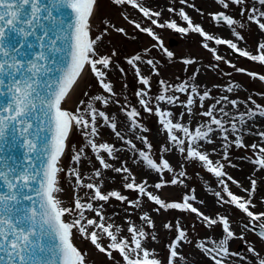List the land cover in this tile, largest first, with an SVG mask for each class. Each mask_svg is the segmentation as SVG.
<instances>
[{
  "label": "snow or ice",
  "instance_id": "1",
  "mask_svg": "<svg viewBox=\"0 0 264 264\" xmlns=\"http://www.w3.org/2000/svg\"><path fill=\"white\" fill-rule=\"evenodd\" d=\"M112 2L115 5H129L137 9L156 28L173 30L182 35L189 32L199 34L205 41L202 47L212 53L216 61L222 60L223 57L218 55L216 49L210 47L208 42L226 45L239 56L264 66V42H258L256 53L253 54L238 47V44L231 39L217 38L209 34L200 25L194 24L183 8L176 11L169 7L167 11L175 12L186 26L178 25L176 20L159 22L161 12L145 7L140 0H112ZM215 2L224 9L229 8L226 0H215ZM180 3L187 4V0H180ZM231 3L242 5L244 0H231ZM96 4L97 0H0V264H86V253H82L73 243L74 229L109 259H114L115 252L122 257L123 264H162L156 257L155 251L144 246V242L149 237L153 241L156 240L154 233L145 231V226L155 227L148 213L140 215L141 226H137L131 220L125 221L128 235H121L125 231L121 226L106 222L111 220V217L104 215L103 206L111 199L121 203L127 202L130 207L138 208L141 198H146L147 201L157 205L158 207L154 208L156 212L160 209H175L195 214L196 218L209 229L220 226L221 238L213 240L209 237L207 240L197 242L195 247L212 264H225V258L240 255L238 252L230 251L229 242L237 238L244 241L242 235L236 236L228 217L211 218L205 215L194 206L193 202H197L194 194L183 195L180 202L166 203L148 189L151 187L159 190L169 184H183L182 178H186V172L181 170L176 174L169 161L163 156V153L175 148L185 160L199 162L208 173L217 178L223 193L228 197L225 199L221 192L217 191L214 193L217 200L221 204L233 205L245 214L248 223L243 225V228L255 232L258 238L264 240V212L255 213L250 210L255 207L251 197L256 191L257 181L252 179L251 188L244 189L248 194L247 199L233 194L224 178L227 177V180L237 187H240L239 183L231 176H227L221 161H213L209 153L201 151V142L213 143L211 136L218 132L225 142L224 160L229 158L227 148L230 144H234L237 148L251 147L255 158H249L250 163L255 166L256 171L264 170V146L257 143L245 145L240 135L242 127L248 121L257 116L264 117V106L255 104V101L249 97L255 109L233 115L225 110L227 104L235 109L239 102L229 100L228 96H221L214 104L209 105L207 110L198 113L207 119L193 129L188 124L180 123L179 120L185 115L192 116L193 106L197 103L196 98L199 107L203 109L204 101L211 99L209 91L201 94L194 84L181 82L173 86L161 81L163 90L155 97L157 105L154 115L158 118L162 130L167 133L168 144L171 147L162 146L161 156L157 161L149 154L152 145L147 138L137 136V139L146 145L148 151L137 150L136 145L126 140L117 130L115 117H110L95 106L99 102L106 108L110 98L115 96L111 83L107 81L106 70H110L111 57L100 56L96 50L103 36L107 34V27L100 35L91 37V18ZM258 4L264 6V0H258ZM188 6L193 7L190 4ZM210 15L217 26H226L231 29L232 35L240 40L243 39L236 32L235 26L244 27V25L239 24L235 18L224 12ZM241 15H244V12H241ZM124 18L128 20L127 16ZM247 20L264 33V11L253 7L247 15ZM128 22L156 42L152 48H157L169 59L173 57L174 54L164 47L163 41L152 27H142L134 20ZM104 24L107 25L108 22L104 21ZM115 31L123 33L124 29L115 28ZM150 51L151 49H145V55ZM137 61H142L140 55L128 59L127 63L135 69L139 83L147 88L150 78L141 74ZM142 62L151 66L153 74H159L152 59ZM182 62L185 65L195 63L192 59H184ZM86 66L90 67L100 88L108 96L98 94L88 101L80 100L75 111L67 110L62 105L74 90ZM230 66L237 72H245L235 65ZM198 72L197 69L193 73L192 80H195ZM53 73H56L55 78ZM247 75L257 78L256 73L248 72ZM258 79L264 82V75H259ZM236 87L239 85L230 84L225 91L231 93ZM169 91L186 93V100L180 101L179 96L167 95ZM84 95L88 96V93L85 92ZM137 96L140 97L139 103L144 110L153 113V109L148 106L150 98L145 99L148 92H137ZM160 102L182 106L186 111L179 113V117L174 122V113L162 109L159 106ZM121 112L126 116L131 130L148 131L138 122L140 113L134 107L122 106ZM98 121H102L100 127L110 128L117 138L135 150L138 160H134V163L142 162L146 169L158 174L159 182L153 185H149L147 180L137 183L135 175L126 166V162L120 167H113L108 160L116 159L115 153L120 150L107 142H96L99 136ZM73 128L82 133L86 143L78 151L73 147L71 160L75 167H71L66 174L75 180L74 191L87 189L90 190L91 195L85 194L88 196L87 202L76 196L74 207H63L59 198V194L63 191L59 177L65 169L61 166V161ZM255 134L264 141V131ZM229 135L234 136L235 139L230 141ZM85 147L91 149L99 164L92 175L86 177L81 175L78 167L84 158ZM108 169L124 174L123 187L138 194L135 201L128 200V197L119 191L103 192V181L84 182L85 179L100 180L102 170ZM165 173H173L172 178L165 180ZM93 202L103 203L99 207H94ZM198 203L202 204L203 201ZM86 212L94 213L95 217L88 218ZM73 215L75 219L70 222L65 220V216ZM164 228L175 232L174 239L167 246L169 251L167 264H176L177 259H184L178 249L182 243H191V241L188 240L187 233L179 220L174 225L164 224ZM102 236L108 241L106 247L100 242ZM209 244L212 246L209 247ZM246 251L255 257V264H264V256H261L253 246L249 244ZM240 259L243 260L245 257ZM249 264L252 262L249 261Z\"/></svg>",
  "mask_w": 264,
  "mask_h": 264
},
{
  "label": "rangeland",
  "instance_id": "2",
  "mask_svg": "<svg viewBox=\"0 0 264 264\" xmlns=\"http://www.w3.org/2000/svg\"><path fill=\"white\" fill-rule=\"evenodd\" d=\"M140 2L153 11L161 12L159 22L163 23L165 20H176L178 25L186 26V23L181 21L175 12L169 13L167 11L169 7L176 11L183 8L190 16L193 23L200 25L209 34L217 38L231 39L233 42L237 43L238 47L241 49L247 50L253 54L256 53L255 42L260 38L258 39V34L255 31L257 26L247 20V15L253 7L264 11V6L259 5L258 0H244L242 5H235L231 3V0H226V2L229 3V8L225 11L228 12L231 17L235 18L239 24L244 25V27H240L239 25L235 26L236 32L243 37L242 40L232 35L231 29L223 25L217 26L215 22L210 19V13L212 11L218 13L224 10L222 6L218 5H213V10H211L210 0H187V4L183 5L180 3V0H140ZM189 4L193 5V7H189ZM241 12H244V15H241ZM125 16L128 17V20H134L140 23L142 27H152L156 34L160 36L164 47L174 54L173 57L169 59L157 48H152V45L156 42L146 33L136 29L133 24H130L128 20L124 18ZM104 21H107L108 24L105 25ZM105 27H107V34L103 36L96 50L100 56L111 57L110 70H106L107 81L111 83L115 96L110 98V102L106 108L100 105L99 102H97L95 106L105 111L110 117H115L117 130L126 140H130L135 144L137 150L148 151L146 145L141 140L137 139V136L146 137L147 141L152 145L149 154L154 160H159L162 146L171 147V145L168 144L167 133L162 130V126L158 123V118L154 115L157 105L155 97L160 95L163 90L160 83L161 81L173 86L181 82H187L191 85V83L194 82V80L191 79L193 73H195L197 69L199 70L196 75L198 80V84L196 85L198 91L201 94L205 91H209L211 99L205 100L204 108L201 109L199 107L198 98H196L197 103L193 106L192 116L189 117L185 115L182 120H179L180 123L188 124V126L193 129L207 119L201 117L198 113L207 110L208 106L214 104L216 99L221 96H228L229 100H237L239 102L238 107L235 109L232 108L230 104H227L225 110L233 115L244 113L248 109H255V105L251 103L249 97H251L252 101H255V104L264 106V82L258 79L259 75H264V66L260 65L258 62L249 61L247 58L239 56L237 52L228 49L226 45H215L214 42H208L209 46L215 48L216 53L223 57L222 60L216 61L212 53L202 47V43L205 41H203V38L199 34L189 32L186 35H182L173 30L159 29L151 25L150 21L144 18L142 13L137 9L129 5H115L112 0H97L91 18V37L95 38L97 35L103 33ZM115 28H122L124 32L118 33L115 31ZM145 49H151V51L145 55ZM135 55H140L142 61L152 59L156 64L158 75L153 74L151 66L146 63L142 61L136 62L137 66L140 68L141 74L150 78L147 88L139 83L135 69L127 63L128 59ZM184 59H192L195 63L185 65L182 62ZM230 65H235L236 68H242L245 72H237L235 68ZM248 72L256 73L257 78L248 76ZM230 84L239 85V87L234 88L233 92L229 93L225 91V89ZM141 91L148 92V96L145 97V99L149 100L150 98L148 106L153 109V113L146 112L140 105V97L137 96V92ZM85 92L88 93V96L84 95ZM98 94L108 96V94L104 93L100 88L90 67L87 66L84 78L76 87L72 97L66 100L62 107L70 111H75L80 100L88 101L91 97ZM167 95L179 96L180 101H185L187 96L186 93H177L174 91H169ZM117 101L119 103H117ZM125 105L129 108L134 107L140 113L137 118L138 122L143 128L148 129L147 132L141 131L140 129H130L126 116L121 112V107ZM159 106L162 109L174 113V122L179 117V113L186 111L182 106L168 105L165 102H160ZM217 107L219 108L220 105ZM225 119L227 120L228 118ZM251 121L254 124L251 125L248 123L245 129H241L240 132L244 144L250 146L253 143H257L264 146V141H261L260 137L255 134L264 131V117L257 116ZM101 123L102 121H98L99 136L96 142H107L114 145L115 141L118 140L120 144L128 147L134 152L133 166L130 167V170L133 175H135L137 183L147 180L149 185H153L159 182L158 174L146 169L142 162L134 163V160H138L136 151L117 138L110 128L106 126L100 127L99 124ZM254 125L256 126L255 129ZM227 126L228 125H226V127ZM253 129L256 131H253ZM177 135L182 134L177 133ZM249 138L251 139L250 141H248ZM211 139L213 140L211 144L201 142V151L209 153L213 161H221V163L224 164L223 170L226 172L227 176H231L239 183L240 187H237L225 177L224 179L229 185V190L233 194L243 196L247 199L248 194L244 189H250L251 180L255 179L257 181L256 191L251 197L255 207L250 208V210L255 213L264 212V170L256 171L255 166L250 163L249 158H255L251 147L237 148L234 144H230L227 148L229 158L228 160H224L223 153L225 149L223 145L225 142L220 138L218 132L213 133ZM234 139V136L229 135L230 141ZM85 143L86 141L82 133L76 128H73L65 155L61 161V166L65 169V172L61 173L59 177L60 187L63 189L59 197L62 200L63 207H74L76 196L81 197L83 202H87L88 196L85 194L88 193V195H91L90 190L87 189L81 188L74 191L75 180L73 177H69L66 174L71 167H75L71 160L73 147L78 151L81 147H84ZM163 156L169 161L176 174L181 170L185 171L186 178H182L183 184H169L159 190L149 187V191L158 195L166 203L180 202L185 194H194L197 200L207 196L210 197L211 195V206L205 208V210L203 208L200 209V206L196 202H193L194 206L211 218H216L217 216L228 217L231 228L236 233V236L239 237L242 235L244 237V241L237 238L229 242L230 251L233 253L238 252L240 255L225 258V264H249V261L255 264V257L246 251L249 244L253 246L261 256H264V240L258 238L255 232L243 228V225L248 223V218L245 214L241 213L233 205L221 204L215 197L214 193L220 191L225 199L228 198L226 194L223 193L222 186L219 185V181L216 177L208 173L199 162L185 160L184 156L175 148L170 152L163 153ZM89 161L91 163H89ZM181 165H183V168H181ZM78 167L81 175L85 177L91 176L95 168L99 167L90 148L85 147L84 158H82L81 164ZM172 176L173 173H165L164 179L170 180ZM84 182L100 183V180L95 181V179H93L89 181L85 179ZM123 184L124 181L122 177L104 180L102 191L105 193L112 190L119 191L122 195L127 196L128 200L135 201L138 198V194L134 191L126 190ZM192 190H194V192ZM101 203L103 202H93L94 207H99ZM157 207V205L147 201L146 198H141V204L138 208L130 207L127 202L121 203L115 199H111L108 203L104 204L103 212L106 217H111V220L106 222L115 223L125 230L121 235H128L126 232V220H131L137 226H141L142 222L139 220L140 215L145 212L148 213L154 221L155 227L147 228L145 226V231L154 233L156 240L153 241L149 237V239L144 242V246L154 250L156 257L162 264H167L169 257L167 246L174 239L175 235L174 230L165 229L164 224L172 223L174 225L176 221L179 220L191 243H182L178 251L184 259H177L176 264H192V262L196 264H210V260L195 247V244L202 240H207L209 237L213 240L221 238V227L214 226L209 229L201 220L196 218L195 214L181 212L175 209H160L159 212H156L154 208ZM85 215L88 218L95 217V214L90 212H86ZM75 218V215L65 216V220L69 222ZM73 231L76 247L82 253H86V264H123L122 257H120L118 253L114 252V259H109L105 254L100 253L90 241L82 238L75 229ZM100 242L103 246H107L108 241L105 237L102 236ZM208 246L211 247L212 245L209 244ZM240 257H245V259L241 260Z\"/></svg>",
  "mask_w": 264,
  "mask_h": 264
},
{
  "label": "bare ground",
  "instance_id": "3",
  "mask_svg": "<svg viewBox=\"0 0 264 264\" xmlns=\"http://www.w3.org/2000/svg\"><path fill=\"white\" fill-rule=\"evenodd\" d=\"M255 31H256L257 34H258V35H257V36H258V39L260 38L257 42H255V47H256V49H257V44H258V42H264V33H261V32L258 30V28H257V29L255 28ZM254 51H255V50H254ZM86 69H87V66H86V68H85V70H84V72H83L82 77L78 80L77 85L74 86V90L70 93V96H69V98H68L67 100H69V99L72 97L73 92L75 91L76 87L78 86V84L80 83V81L84 78V76H85V72H86ZM191 84L197 85V84H198V80H197V78H195L194 82L191 83ZM248 123L251 124V125L254 124L252 121H251V122H247V123L242 127V129H245V127H246V125H247ZM255 127H256V126L254 125V129H255ZM254 129H253V131H256V130H254ZM71 135H72V131H71L70 136H69V139H68V141H67V145H68V142H69V140H70V138H71ZM250 140H251V139L249 138L248 141H250ZM114 147H115L116 149H119L120 151H117V152L115 153V156L117 157L116 159H114V160H111V159H110V160H108V162H109L110 164H112L113 167H120L121 164H122L123 162H126V166L130 169V167L133 166L134 152L131 151L128 147H126V146L120 144L118 140L115 141ZM102 172H103V176H101L102 178L100 177V181L103 180V182H104V180H112V179L121 178V177L124 175L123 173H116V172H114L112 169L102 170ZM263 177H264V174H263ZM95 181H97V180H95ZM59 198H60V197H59ZM198 201H203V203H202V204H201V203H198ZM196 203L200 206V209L203 208V209L205 210V208H208L209 206H211V195H210V197L207 196V197H203V198H201L200 200H197ZM192 264H196V263L192 262ZM210 264H212L211 261H210Z\"/></svg>",
  "mask_w": 264,
  "mask_h": 264
},
{
  "label": "flooded vegetation",
  "instance_id": "4",
  "mask_svg": "<svg viewBox=\"0 0 264 264\" xmlns=\"http://www.w3.org/2000/svg\"><path fill=\"white\" fill-rule=\"evenodd\" d=\"M213 5L221 6V5L217 4V3L215 2V0H210V9H211V10H213V9H212ZM225 10H227V9L221 10L220 12H224L226 15H230V14H229L228 12H226ZM218 13H219V12H218ZM210 14H216V12H215V11H212ZM210 19H212V18H211V15H210Z\"/></svg>",
  "mask_w": 264,
  "mask_h": 264
},
{
  "label": "water",
  "instance_id": "5",
  "mask_svg": "<svg viewBox=\"0 0 264 264\" xmlns=\"http://www.w3.org/2000/svg\"><path fill=\"white\" fill-rule=\"evenodd\" d=\"M55 75H56V73H53V78H55ZM82 75H83V73H82ZM63 106V105H62ZM73 243H74V245L76 246V244H75V240H74V237H73Z\"/></svg>",
  "mask_w": 264,
  "mask_h": 264
}]
</instances>
